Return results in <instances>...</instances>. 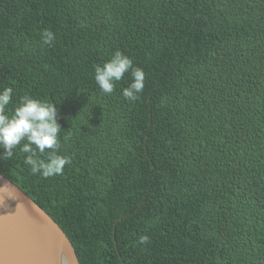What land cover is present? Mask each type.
<instances>
[{
  "label": "trees",
  "instance_id": "1",
  "mask_svg": "<svg viewBox=\"0 0 264 264\" xmlns=\"http://www.w3.org/2000/svg\"><path fill=\"white\" fill-rule=\"evenodd\" d=\"M116 51L145 74L134 102L129 73L95 82ZM6 86L58 109L63 174L20 146L0 173L80 264H264V0H0Z\"/></svg>",
  "mask_w": 264,
  "mask_h": 264
},
{
  "label": "clouds",
  "instance_id": "2",
  "mask_svg": "<svg viewBox=\"0 0 264 264\" xmlns=\"http://www.w3.org/2000/svg\"><path fill=\"white\" fill-rule=\"evenodd\" d=\"M55 38L50 29L41 33V40L45 45H51ZM126 73L130 74L132 82L122 89V96L125 100L134 102L144 88L145 74L142 68L133 65L130 57L116 51L102 65L94 66L95 82L102 93L108 95L114 92L116 83ZM13 94L11 86L0 89V149L4 150L0 159H11L14 150L20 146L21 152L29 154L24 163L30 166L32 174H39L44 178L62 175L70 160L58 151L61 131L57 122L58 109L51 102L38 100L27 94L14 103ZM9 105H12L11 110ZM37 153H46V159H40ZM147 240V236L140 237L141 243Z\"/></svg>",
  "mask_w": 264,
  "mask_h": 264
},
{
  "label": "water",
  "instance_id": "3",
  "mask_svg": "<svg viewBox=\"0 0 264 264\" xmlns=\"http://www.w3.org/2000/svg\"><path fill=\"white\" fill-rule=\"evenodd\" d=\"M57 222L0 173V264H80Z\"/></svg>",
  "mask_w": 264,
  "mask_h": 264
}]
</instances>
